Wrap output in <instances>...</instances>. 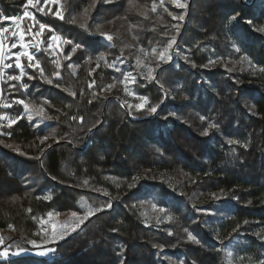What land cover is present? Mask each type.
I'll return each mask as SVG.
<instances>
[{"label":"trees","instance_id":"1","mask_svg":"<svg viewBox=\"0 0 264 264\" xmlns=\"http://www.w3.org/2000/svg\"><path fill=\"white\" fill-rule=\"evenodd\" d=\"M31 1L0 0V28L23 8L33 16L21 27L33 67L23 55V72L11 66L1 80L0 253L52 251L0 264L261 260L264 76L239 57L264 68V6ZM214 57L224 67L206 69ZM129 73L125 106L109 96Z\"/></svg>","mask_w":264,"mask_h":264},{"label":"rangeland","instance_id":"2","mask_svg":"<svg viewBox=\"0 0 264 264\" xmlns=\"http://www.w3.org/2000/svg\"><path fill=\"white\" fill-rule=\"evenodd\" d=\"M53 1H58V0H48L47 2H52ZM171 2H173V6L176 7V8H180L177 6L178 3L180 4H185L186 2L188 1H192V0H170ZM243 1H247V0H243ZM252 2L254 3H257V2H260L259 5L260 7H263L264 6V3L262 0H252ZM32 5L34 4L33 1H31ZM30 10L27 8H23L22 10V13L25 15V12L28 13L27 16H30V17H33L30 12ZM37 37L41 35L40 32H37L36 33ZM53 37H58L57 35H54ZM13 38V41L11 42L9 48L7 51L3 52L1 50V47H0V64L2 66H4L7 70L5 72H0V95H1V91H2V88H1V80H2V76L7 73L11 67H8V65H11V66H16L17 68H20L18 67L17 65L19 64L21 66L22 64V60H21V56L22 53H25L27 52L28 54L31 55L30 51H29V48H28V45H27V42L25 40V36L22 32V28L19 27L17 28L15 31H14V34L12 36ZM16 45L15 47L13 45ZM25 45L27 47H25ZM63 45V42L62 40L58 37V39H55L53 40L52 38L50 39V49L53 51V52H58L59 50H61V47ZM17 48H19V51H17ZM171 56V59L169 60L167 57L168 56ZM27 56V55H26ZM33 56V55H32ZM175 57H176V53H175V49L171 46L169 48V50L163 55V58L161 57L157 66L161 68L165 67V66H168L169 64H171L174 60H175ZM28 58V56H27ZM33 60V59H32ZM239 62L241 64H243L244 66H246L247 68H249L250 70H252L253 72L257 73V74H261L264 76V68L261 67L260 65H258L257 63H255V60H253L251 57H249L248 55H245V54H242L240 57H239ZM225 61L222 60L220 57H214L212 58L209 63L206 65V69L208 70H212V69H216V68H219V67H224L225 65ZM230 64L232 65L233 68H236L237 67V64L236 63H233V62H230ZM143 67L145 69V73H144V77H152L153 75V67L154 66H151L147 63H144L143 64ZM20 80H21V75L18 77ZM135 81V76L133 73H129L126 75L125 77V80H124V83H123V86L117 90H115L112 94H110L109 97H115L117 98L123 105L125 106H128L131 98L133 97V93H132V84L134 83ZM140 105H145V102H141ZM6 124L10 125L11 122L9 121H6L5 122ZM0 134H1V128H0ZM162 181L167 183L168 185L171 184V181L169 179H167L166 177H163L162 178ZM140 182V178H137L136 180V183H139ZM202 205H204V203H202ZM42 224H45V225H48L49 222H47V219L43 220L42 221ZM49 228L50 229H53V223L49 224ZM234 234L236 233H231V234H228V235H223L221 237H218L217 238L221 241V242H225L227 240H229L230 238H232L234 236ZM6 251H2L0 253V258L1 259H7V258H13L15 256H19V255H22V254H35L36 256H48L50 257L51 254H50V251L48 250H36L34 252H27V251H22V252H15V253H11V252H7L8 255L5 256L3 255ZM41 252H47L46 255H41L40 253ZM12 255V256H9V255ZM256 261V260H255ZM262 262H264V256L261 258V260H259L258 262L256 261L254 264H262ZM249 264H252V262L250 261Z\"/></svg>","mask_w":264,"mask_h":264},{"label":"built area","instance_id":"3","mask_svg":"<svg viewBox=\"0 0 264 264\" xmlns=\"http://www.w3.org/2000/svg\"><path fill=\"white\" fill-rule=\"evenodd\" d=\"M25 15L23 13L11 18L9 22L0 28V47L3 52L7 51L11 42L13 41L14 31L22 27L23 18ZM7 28L8 32H3L2 29ZM7 69L0 64V72H5Z\"/></svg>","mask_w":264,"mask_h":264},{"label":"snow or ice","instance_id":"4","mask_svg":"<svg viewBox=\"0 0 264 264\" xmlns=\"http://www.w3.org/2000/svg\"><path fill=\"white\" fill-rule=\"evenodd\" d=\"M30 2H31V0H30ZM177 6H178V7H186L185 4H180V3H178ZM27 15H28V13L25 12V16H27ZM61 18H62V17H61ZM233 19H235V17H233ZM40 27L43 28L44 25L41 24ZM2 31H3V32H8V29H7V28H3ZM52 39L55 40V39H58V37H52ZM108 39L110 40L111 37H108ZM13 46L15 47L16 45L14 44ZM25 47H27V46L25 45ZM77 47H79V45H77ZM22 55H27V56H28L29 67H33V65H32V63H31V61H32V59H33V56L30 55V54H28L27 52L22 53ZM162 58H163V54H162ZM167 58L170 60V59H171V56L169 55ZM17 66L20 67L21 72H23V67L20 66L19 64H18ZM8 67H11V65H8ZM11 78H15V77H11ZM26 87H27V86L25 85V88H26ZM20 103H23V101H21ZM137 107H143V105H138ZM156 110H157V109H156L155 107L151 108V111H152V112H155ZM213 126H214V125H213ZM206 134H207V133H205V135H206ZM109 207H110V205H109ZM189 238H190V239H193V237L191 236V234H189ZM48 251H52V250L49 249ZM40 254H41V255H46L47 252H41ZM3 255L7 256L8 253L5 252ZM262 264H264V262H262Z\"/></svg>","mask_w":264,"mask_h":264}]
</instances>
